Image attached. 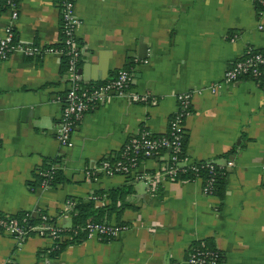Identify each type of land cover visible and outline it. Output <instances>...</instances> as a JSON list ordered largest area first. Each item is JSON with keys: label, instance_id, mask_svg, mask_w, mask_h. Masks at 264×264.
<instances>
[{"label": "crops", "instance_id": "crops-1", "mask_svg": "<svg viewBox=\"0 0 264 264\" xmlns=\"http://www.w3.org/2000/svg\"><path fill=\"white\" fill-rule=\"evenodd\" d=\"M74 10L79 82L126 68L125 94L87 109L64 146L56 137L68 87L60 53L14 51L0 59V214H43L66 231L68 202L99 191L94 205L103 206L111 203L107 190L129 184L103 214L127 227L113 239L66 235L57 244L36 234L17 242L0 231V264H185L190 249L206 242L220 254L216 264H264V75L221 82L245 45L264 49V12L255 0H75ZM8 27L23 43L55 46L57 0H18L15 18L0 0V36ZM185 90L184 159L223 167L219 194H205L200 177H167L164 152L125 174L86 175L139 129L166 132L175 95ZM47 163L61 179L40 186Z\"/></svg>", "mask_w": 264, "mask_h": 264}, {"label": "built area", "instance_id": "built-area-1", "mask_svg": "<svg viewBox=\"0 0 264 264\" xmlns=\"http://www.w3.org/2000/svg\"><path fill=\"white\" fill-rule=\"evenodd\" d=\"M75 0H57L60 16V41L62 46H39L36 44L23 43L15 36L11 27L5 29L4 34L0 36V59L6 58L14 51L25 55H37L43 51H57L65 56V72L68 87L62 96V105L57 128V140L61 145H71V133L83 113L92 107L95 103L110 94L124 95V89L130 79V73L126 68H119L111 78L99 82L81 84L78 78L77 62L80 55L81 46L76 40V30L80 19L74 10ZM257 8L260 13L264 12V0H256ZM5 6L9 9L11 18L17 16L18 0H4ZM264 64V51L255 49L251 45H245L240 57L235 59L223 71L221 76L222 83H230L243 75L244 73H258L259 66ZM217 83H211L208 87L210 91L216 90ZM133 96V95H132ZM139 97V96H135ZM177 104L174 112L168 120L166 132L161 134H152L145 128L130 136L122 148L120 156L109 159L103 158L91 168H86L85 173L88 176H96L99 173L110 176L116 172L132 171L138 161L143 157L153 154L165 153L164 174L169 178H175L176 172L183 169V165L189 164L195 169V161H187L180 157L182 126L181 122L184 116L189 112L190 91L185 90L176 93ZM143 98V96H140ZM202 162L211 171L212 162L209 159H203ZM50 168H54L50 165ZM45 172H42V174ZM140 177L148 181L150 175L140 174ZM212 177L209 174L206 177V184L202 186V191L209 194L210 181ZM40 186H47V178L39 183ZM68 204H70L68 202ZM39 220L30 223L29 213L21 216H4L0 214V231L5 232L17 242H21L26 236L36 234L41 237H48L54 243L63 240L67 235L71 237L76 234L72 228L62 231L52 226L48 218L43 214L36 215ZM126 225L115 224L111 222H90L80 227L84 238H116L126 229ZM215 252H206L203 250H193L188 253L185 264H213ZM179 264V263H171Z\"/></svg>", "mask_w": 264, "mask_h": 264}, {"label": "trees", "instance_id": "trees-1", "mask_svg": "<svg viewBox=\"0 0 264 264\" xmlns=\"http://www.w3.org/2000/svg\"><path fill=\"white\" fill-rule=\"evenodd\" d=\"M255 2H256V0H255ZM256 5H257V2H256ZM55 46H58V47L62 46L61 41H59V43L56 44ZM255 49L260 50V51H264V49H259V48H255ZM61 63L65 67V56L64 55H61ZM263 75H264V64H261L259 66V72L258 73H249L248 72V73H244L241 76H247V77L254 78L256 80H260V79H262ZM181 140H182L181 151H180L179 155H180V157H184V155H183V142H184L183 131H182ZM119 156H120V150L116 154H114V156H111L108 158L113 159V158H116ZM210 161L212 162L211 171H209L207 166L204 165L202 160H198V161H195L193 164V165H195V169H192L189 164L183 165V169L178 170L176 172L175 178L192 179L194 177H200L202 179V186H203L204 184H206V177L210 174L212 179L210 181V189L208 190V193L212 194V195L213 194H219L221 189H222V183H223V180H222L223 173H224L223 167L217 165L212 160H210ZM49 164L48 163L45 164L39 170V173L37 174V180H36V182L38 184L44 178H47V185L55 184L56 182H58L61 179V177L58 175V170L56 168H50ZM45 171H46V173L42 174V172H45ZM128 172H130V171H126V172L123 171V172H116V173L125 174ZM130 191H131V186L129 184H124V185L112 187V189L107 190V195H108V198L111 200V203L103 205V206H95L94 205V200L99 197L98 195L101 194L99 191L94 192L93 194H91V196L89 195L87 198L77 199V201L75 203L70 202V206L72 207V211H71L72 212V226L70 228H72L73 230L76 231V234H74V233L72 234L71 239L79 240V239L83 238L84 236H83V233L80 231V227H83L87 223H90V222H107L103 218L104 212L105 211L109 212V210L112 208L114 209V206L112 205L114 203V200L118 196L122 197L123 194L129 193ZM23 214L16 215V216H21ZM38 220H39V218H37V216H32V215L28 219V221L30 223H35ZM48 221H49V219H48ZM115 224L122 225L123 223L119 222V223H115ZM60 246H61V244L57 245V248H54V249H58ZM195 249L203 250L206 252H215L216 256L213 259V264H216L218 262V260L220 259L219 252L207 242L203 245H194L190 249L189 252H191Z\"/></svg>", "mask_w": 264, "mask_h": 264}]
</instances>
